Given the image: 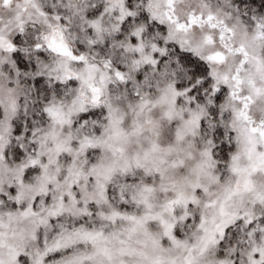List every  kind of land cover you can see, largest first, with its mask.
<instances>
[{"label": "snow or ice", "instance_id": "obj_1", "mask_svg": "<svg viewBox=\"0 0 264 264\" xmlns=\"http://www.w3.org/2000/svg\"><path fill=\"white\" fill-rule=\"evenodd\" d=\"M0 264H264V0H0Z\"/></svg>", "mask_w": 264, "mask_h": 264}]
</instances>
